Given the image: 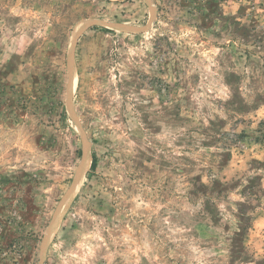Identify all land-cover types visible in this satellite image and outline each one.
I'll return each mask as SVG.
<instances>
[{"label":"rangeland","instance_id":"374dc122","mask_svg":"<svg viewBox=\"0 0 264 264\" xmlns=\"http://www.w3.org/2000/svg\"><path fill=\"white\" fill-rule=\"evenodd\" d=\"M0 264H264V0H0Z\"/></svg>","mask_w":264,"mask_h":264},{"label":"water","instance_id":"95a60500","mask_svg":"<svg viewBox=\"0 0 264 264\" xmlns=\"http://www.w3.org/2000/svg\"><path fill=\"white\" fill-rule=\"evenodd\" d=\"M90 24H91V22H90V23H88V25H90ZM88 25H87V26H88Z\"/></svg>","mask_w":264,"mask_h":264},{"label":"bare ground","instance_id":"6f19581e","mask_svg":"<svg viewBox=\"0 0 264 264\" xmlns=\"http://www.w3.org/2000/svg\"><path fill=\"white\" fill-rule=\"evenodd\" d=\"M87 157H88V156H87ZM85 160H86V159H85ZM86 162H87V161H86ZM86 162H85V163H86ZM82 169H83V168H82ZM82 171H83V170H82Z\"/></svg>","mask_w":264,"mask_h":264},{"label":"trees","instance_id":"16d2710c","mask_svg":"<svg viewBox=\"0 0 264 264\" xmlns=\"http://www.w3.org/2000/svg\"><path fill=\"white\" fill-rule=\"evenodd\" d=\"M94 165H95V163H94Z\"/></svg>","mask_w":264,"mask_h":264}]
</instances>
